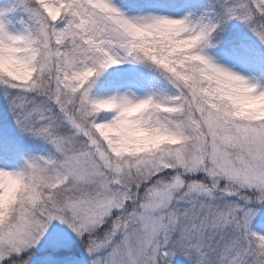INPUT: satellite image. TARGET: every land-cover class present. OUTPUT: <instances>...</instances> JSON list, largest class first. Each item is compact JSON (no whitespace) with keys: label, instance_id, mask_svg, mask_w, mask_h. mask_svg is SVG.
Listing matches in <instances>:
<instances>
[{"label":"snow or ice","instance_id":"6c2138e0","mask_svg":"<svg viewBox=\"0 0 264 264\" xmlns=\"http://www.w3.org/2000/svg\"><path fill=\"white\" fill-rule=\"evenodd\" d=\"M0 264H264V0H0Z\"/></svg>","mask_w":264,"mask_h":264}]
</instances>
